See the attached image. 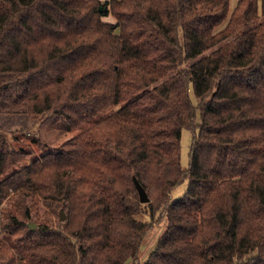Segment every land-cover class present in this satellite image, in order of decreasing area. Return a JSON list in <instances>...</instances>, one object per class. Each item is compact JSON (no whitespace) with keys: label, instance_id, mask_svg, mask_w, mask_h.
<instances>
[{"label":"trees","instance_id":"16d2710c","mask_svg":"<svg viewBox=\"0 0 264 264\" xmlns=\"http://www.w3.org/2000/svg\"><path fill=\"white\" fill-rule=\"evenodd\" d=\"M0 112V264H264V0H0Z\"/></svg>","mask_w":264,"mask_h":264},{"label":"rangeland","instance_id":"374dc122","mask_svg":"<svg viewBox=\"0 0 264 264\" xmlns=\"http://www.w3.org/2000/svg\"><path fill=\"white\" fill-rule=\"evenodd\" d=\"M237 3L238 0H230V9L233 10ZM103 20L109 23L115 22V19L110 15L104 16ZM53 121V119H39L36 122L34 119L24 116L23 114L0 112V125L8 132V137L11 139L12 145L19 149L24 148L27 150H33L37 155L56 149L63 142L73 138L92 123H87L74 132H68L62 128L60 124L56 125ZM190 145L191 133L188 130H184L181 138L180 152L181 165L183 168L189 167ZM187 185V181L179 185L173 191L172 199L177 200L182 197L186 192ZM139 218L144 221L150 220L149 216L146 214L140 215ZM164 230L165 222H157L154 230L144 239L139 256L141 261L147 259L149 253L153 250L154 245L163 234Z\"/></svg>","mask_w":264,"mask_h":264},{"label":"water","instance_id":"95a60500","mask_svg":"<svg viewBox=\"0 0 264 264\" xmlns=\"http://www.w3.org/2000/svg\"><path fill=\"white\" fill-rule=\"evenodd\" d=\"M106 9L107 8H105V9L100 8L99 10L102 11V10H106ZM133 180H134L135 186H136L138 194H139L140 202L141 203L149 202V197H148L145 189L142 187V185L139 183V181L136 179V177H134ZM60 219L66 220V215H65L64 211L60 212ZM28 226H29L30 230H32V231L36 230V224L35 223L30 222L28 224Z\"/></svg>","mask_w":264,"mask_h":264},{"label":"crops","instance_id":"0c3cea01","mask_svg":"<svg viewBox=\"0 0 264 264\" xmlns=\"http://www.w3.org/2000/svg\"><path fill=\"white\" fill-rule=\"evenodd\" d=\"M236 7V6H235ZM235 9V8H234ZM232 11V10H231Z\"/></svg>","mask_w":264,"mask_h":264}]
</instances>
